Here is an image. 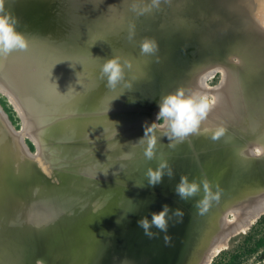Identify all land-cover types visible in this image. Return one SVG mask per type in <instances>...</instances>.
Instances as JSON below:
<instances>
[{"label": "water", "instance_id": "water-1", "mask_svg": "<svg viewBox=\"0 0 264 264\" xmlns=\"http://www.w3.org/2000/svg\"><path fill=\"white\" fill-rule=\"evenodd\" d=\"M263 8L264 0H5L29 47L0 56V93L18 99L37 142L33 152L0 103V264H206L213 255L211 264L251 222L241 211L264 202ZM145 38L157 42L155 55H141ZM113 56L133 66L109 88L101 68ZM211 71L224 78L200 134L178 143L158 131L147 160L140 139L159 100L200 88ZM26 80L32 104L16 90ZM163 161L174 178L149 186L147 169ZM185 174L209 182L203 213L194 207L203 190L188 201L175 193ZM165 204L167 245L165 233L153 228L150 239L137 225Z\"/></svg>", "mask_w": 264, "mask_h": 264}, {"label": "clouds", "instance_id": "clouds-1", "mask_svg": "<svg viewBox=\"0 0 264 264\" xmlns=\"http://www.w3.org/2000/svg\"><path fill=\"white\" fill-rule=\"evenodd\" d=\"M159 2L160 0H153L154 5L158 6ZM4 5L5 0H0V56H7L13 51H26L29 47V42L25 35L18 31V19L11 13H6ZM133 10L135 11V8ZM157 52L158 44L154 39L145 38L141 42V55L152 56ZM132 66L130 60L113 56L103 64L101 75L102 77H106L109 88H115L121 81L125 80L126 70L131 69ZM128 87H131V85H128ZM215 103V98L210 99L207 95L198 92L186 93V90L182 87L164 96L159 100V111L156 120L150 125L146 123L145 134L140 139L143 141L147 138L144 157L149 161L155 159L156 133L158 131L163 132L164 137H167L168 140H175L178 143L184 142L192 135H199L201 125L207 120ZM224 132V128H219L210 138L218 140ZM165 175L170 179L174 178L175 175L174 170L169 167L166 161L158 162L155 168L150 167L145 173L147 183L152 187L160 184ZM137 186L143 187L144 185ZM174 190L179 199L183 201L197 197L203 190L204 196L195 200L194 207L200 213L206 210L208 198L211 195L209 182L206 179L197 181L186 174L182 175ZM170 211L173 210L169 205L165 204L162 210L152 213L151 219L145 216L137 221V225L143 229L144 234L150 239L155 236L151 231L153 228L157 229L160 233H165L163 238L167 245L171 242V236L168 234L169 223L167 219ZM174 211L182 220L184 215L183 210L177 208ZM116 222L119 224L120 220L118 219Z\"/></svg>", "mask_w": 264, "mask_h": 264}, {"label": "trees", "instance_id": "trees-1", "mask_svg": "<svg viewBox=\"0 0 264 264\" xmlns=\"http://www.w3.org/2000/svg\"><path fill=\"white\" fill-rule=\"evenodd\" d=\"M0 103L9 114L11 121L17 124L19 118L7 98L1 97ZM28 144L34 151L33 142L28 140ZM211 264H264V214L256 220V223L246 234L242 235L239 242L218 253Z\"/></svg>", "mask_w": 264, "mask_h": 264}, {"label": "bare ground", "instance_id": "bare-ground-1", "mask_svg": "<svg viewBox=\"0 0 264 264\" xmlns=\"http://www.w3.org/2000/svg\"><path fill=\"white\" fill-rule=\"evenodd\" d=\"M263 10H264V8H263ZM260 14H262V16L260 17L261 19H262V21L264 22V11H263V13H260ZM140 14H138V16H139ZM141 17H143L142 15H141ZM264 24V23H263ZM131 28H132V25H131ZM221 72H222V70H221ZM215 73H217V72H215V71H211V72H208L207 74H205L204 75V77H203V80H202V82H201V89L202 90H204L205 89V86H204V82L205 81H207L210 77H212L213 75H215ZM223 73V72H222ZM24 82V81H23ZM24 84H26V85H24ZM17 86H19L21 89H16L18 92H22L23 94H24V96H23V99L26 101V103H29V104H32V102H33V100H34V96L35 95H32L33 93H30L31 91H28L29 89H30V87L32 88V85H31V81H28V80H26V83H22L21 82V84H17ZM36 89V88H35ZM201 89H199V88H195L192 92H199V90H201ZM16 90H14L15 92H16ZM216 92V94H217V91H215ZM201 93V92H200ZM203 93V92H202ZM204 95H208L207 93H203ZM10 97L12 98L11 100L12 101H14V103L16 104V106H17V108H18V110H19V112L24 116V127H23V131H22V134H24V133H29L30 135H31V137L36 141V139H35V137H34V134H33V132L32 131H29L30 129H31V125H32V123H31V121H30V117L25 113V111H24V109H23V107L21 106V104H20V102H18V99L16 100V98L12 95V94H10ZM218 97H219V95H218ZM219 102H217V104H218ZM32 106V105H31ZM215 106V105H214ZM32 127H34L33 125H32ZM116 131L117 132H120V130H117V129H115V133H116ZM37 142V141H36ZM249 211H247V210H245V211H241L244 215H242V216H244V220H248V219H251V222H249V223H247L243 228H242V230L240 231V232H246V230H247V225H250V224H254L255 222H256V219L254 218L255 216H257L258 214H259V212H262L263 210H264V202L263 203H261L260 205H257V206H255V207H253V208H250V209H248ZM233 214V218H229V221H233L234 220V218H235V216L237 215V213H232ZM232 214H231V216H232ZM264 214V213H263ZM258 218V217H257ZM227 219H228V216H227ZM237 219H238V222H240V221H242V218H241V215H240V212H239V216H237ZM241 219V220H240ZM253 221V222H252ZM241 223V222H240ZM228 234H224V236H222L221 237V241H222V239L224 238H226L227 237V239H228V236H227ZM229 242V241H228ZM224 248H227V246L225 245V247ZM212 252V251H211ZM211 252H210V254H211ZM219 252V251H218ZM210 254H209V256H210ZM213 255H211L210 257H209V260H208V262H206V264H208L209 263V261L211 260V257H212ZM213 260V259H212ZM212 262V261H211ZM210 264V263H209Z\"/></svg>", "mask_w": 264, "mask_h": 264}, {"label": "rangeland", "instance_id": "rangeland-1", "mask_svg": "<svg viewBox=\"0 0 264 264\" xmlns=\"http://www.w3.org/2000/svg\"><path fill=\"white\" fill-rule=\"evenodd\" d=\"M223 78H224V74H222L221 72H218L217 74H215V75H213L212 77H210L207 81H205L204 82V86H205V89L204 90H202L201 88H199V89H201V90H199V92L198 93H200V94H203V93H207L208 95V97L210 98V99H212V98H215V100H216V103H215V106H216V104H217V102H218V93L216 94V92H215V88H217L218 87V85L221 83V81L223 80ZM203 83V82H202ZM203 92V93H202ZM1 97H5V98H7V101H8V103L13 107V109H14V111H15V113H16V115L18 116V118H19V121H18V123L17 124H14L13 122V125H14V127L17 129V131H22L23 129V127H24V122H23V119L21 118V116H20V112H18L19 110H18V108H17V106L15 105H13V103H14V101H12L9 97H7L5 94H3V93H0V98ZM13 102H10V100ZM16 103V102H15ZM14 103V104H15ZM3 107V106H2ZM7 113V112H6ZM8 114V113H7ZM9 115V114H8ZM29 131H32L31 129L29 130ZM23 139H25L26 140V143L28 144V140H30L31 142H33L34 143V139L30 136V134L29 133H24V134H22V136H21ZM29 145V144H28ZM34 146H35V144H34ZM33 152H36V146H35V150L33 151ZM229 218H233V214H232V216L231 215H229L228 216V219ZM256 223V222H255ZM254 223V224H255ZM254 224H252L247 230H246V232H240V233H238V234H235V235H233L231 238H230V240H229V242H228V244H227V248H231V247H233L237 242H239V240L241 239V237H242V235L243 234H246L250 229H251V227L254 225ZM227 248H224V249H227ZM224 249H222V250H224ZM221 250V251H222ZM221 251H219L218 253H220ZM217 253V254H218ZM216 254V255H217ZM215 255V256H216ZM214 256V257H215ZM214 257H213V259H214ZM254 259V258H253Z\"/></svg>", "mask_w": 264, "mask_h": 264}]
</instances>
